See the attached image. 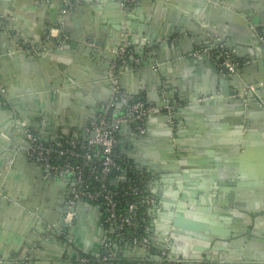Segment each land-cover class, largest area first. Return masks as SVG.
I'll return each instance as SVG.
<instances>
[{
    "label": "crops",
    "instance_id": "obj_1",
    "mask_svg": "<svg viewBox=\"0 0 264 264\" xmlns=\"http://www.w3.org/2000/svg\"><path fill=\"white\" fill-rule=\"evenodd\" d=\"M114 4L115 0H0V264H78V253L96 255L109 245L111 254L125 260L149 255L130 241H116L112 228L85 200L77 202L71 221L65 219L68 227L53 235L49 223L59 221L57 211L63 209L72 180L47 175L42 165L30 160L25 131L16 128L39 130L45 142L83 135L100 117L116 121L125 116L128 99L141 105L144 92L176 111L179 125L173 139L188 167L172 170L177 159L171 155L174 147L161 135L166 128L160 117L148 120L151 133L145 136L131 121L129 126L121 123L119 152L150 177L153 203L142 214V234L154 246L166 247L180 264H264V67L260 70L257 61L241 58L251 56L256 47L252 37L238 31L247 29V19L256 22L255 30L264 31V0H138L125 22L142 26L148 36L184 27V55L216 40L207 31L225 34L222 41L233 45L232 60L233 53L240 54L233 61L245 62L248 72L226 83L212 77L206 65L184 67L174 62L178 36L170 34L169 64L162 63L160 72L130 70L124 91L112 89V78H106L112 54L118 60ZM55 39L57 46L44 48ZM126 51L134 54L133 49ZM243 79L260 82L261 94L257 105H245L241 115L236 99L240 94L234 89ZM158 90L161 97L155 95ZM101 108L110 110L112 117ZM241 122L248 130H240L248 136L247 146L234 129ZM201 193L203 204L197 195ZM227 200L230 211L223 208ZM30 210L42 211L47 220L36 216L35 227L27 230ZM180 217L193 228L176 231L171 220ZM152 260L161 264L155 255Z\"/></svg>",
    "mask_w": 264,
    "mask_h": 264
},
{
    "label": "built area",
    "instance_id": "obj_2",
    "mask_svg": "<svg viewBox=\"0 0 264 264\" xmlns=\"http://www.w3.org/2000/svg\"><path fill=\"white\" fill-rule=\"evenodd\" d=\"M125 1L130 3L133 0ZM198 51L220 57L219 66L227 74L235 72L237 63L232 60V52L223 44L201 47L195 53ZM114 52L118 59L127 53L125 47H119ZM248 88L254 89V85ZM139 107L140 104L134 103L132 109L135 112L129 118L119 116L114 123L100 117L90 123L83 135L73 134L45 142L30 130L24 132L27 141L25 151L30 160L42 165L47 175L70 176L68 209L75 208L80 200L89 202L99 211L101 221L112 228L116 241H130L149 253L144 259L129 261L111 254L109 245L108 249L103 248L96 255L78 253L74 258L78 264H154V255L161 264L181 263L178 258L170 257L166 247L154 246L142 234V214L153 203L148 186L150 177L138 172L118 150L117 131L121 123L131 121L137 132H144ZM73 216L74 211H69L66 218L71 221ZM25 264L30 263L25 261Z\"/></svg>",
    "mask_w": 264,
    "mask_h": 264
},
{
    "label": "water",
    "instance_id": "obj_3",
    "mask_svg": "<svg viewBox=\"0 0 264 264\" xmlns=\"http://www.w3.org/2000/svg\"><path fill=\"white\" fill-rule=\"evenodd\" d=\"M138 0H133V2L131 4H128L125 0H115V4L113 5V14L112 17L114 19V29L116 31H119V37L118 40L115 41V47H125L127 49H133L134 54H126L124 57H122L121 59L116 60L115 59V55H113L112 59H110L109 61V65L106 69L107 74H106V78H112V89H114L115 87H118L121 90H126V86H125V81H126V73L129 72L130 70L132 71L133 74H135L134 72L136 71H140L141 67L142 69L148 70V72H160V68L162 66V63H167L168 62V58H167V54L166 51L167 49V44H168V39L170 38L171 35L173 36H178L177 40L175 41L176 44H178V46H176L177 49V56L174 58V62H176L177 60L179 61L180 64H182L184 67L186 66H190V67H194V66H199L203 69V67H207V70L209 71V73L212 75V77L215 78H222L224 81H226V83H228L230 81V79L233 76L236 75H240L241 73H247L248 72V66H244V63H239L236 65L235 68V72H233L232 74H227V72H224L221 70L220 66H219V62H220V57L218 58H211L208 53L203 52V51H198L196 53H194L193 55H187V54H182L181 52L182 50V46H181V38L183 37V32L182 29H184V27H180L179 30H177L174 33H170L169 32H163V34H161L160 36L158 35V32L156 34H154L153 36H148L143 27L141 26L140 28H136L135 26L131 25L130 23H127L125 21H127L128 17H127V11H130L131 8H133V6H135L134 4L137 3ZM167 9L171 10H175L173 7L171 6H166ZM61 14H65L66 12L63 13V8L61 9ZM64 16V15H63ZM60 24H62V20L61 22H59ZM246 28H240V31L242 34L248 35L250 37L253 38L252 43L255 45V52L252 53L251 56H249L248 58L246 57H241L243 59H246L248 61H257L258 65L260 67V70H263L264 67V31H260V30H255L253 28L254 25H256V22L254 20L251 19H247L246 20ZM206 33L213 35L216 40L214 42H208L207 44L211 45L213 44H223L224 47L226 49H232V44H230L229 42H225L224 40L222 41V37H225V34H219L217 32H215L214 30H209ZM65 33H63L64 35ZM171 34V35H170ZM220 37V38H218ZM145 38V39H144ZM60 43H62V41H60ZM67 43L69 44L70 41L67 40ZM58 40H54L53 42H50L48 44H45L44 48L51 50L54 48V46H57ZM206 45V44H205ZM63 47V45H62ZM175 47V46H174ZM69 48V45H68ZM116 49V48H115ZM63 50V49H62ZM54 52L55 50H53V56H54ZM146 55V60H144V56ZM234 58L238 57V55L236 52L233 53ZM55 57V56H54ZM57 57V55H56ZM57 59V58H56ZM115 59V60H114ZM116 62L113 66L112 69H110V65L112 64V62ZM173 62V63H174ZM168 66V65H167ZM169 68V66H168ZM120 75L119 77H116ZM121 80L120 84H119V80ZM243 84H240V86L235 87L234 90H238L240 96L237 97V104L240 105L241 109L239 110L240 112L238 114L243 113L244 111V107L246 105V108H248L249 104L251 103H258V97L260 96L261 92L258 89V84L260 82H246L245 79H243ZM262 83H264L262 81ZM255 84V85H254ZM254 85V89H249L248 87ZM162 91H155V95L158 97L162 96ZM142 95H144L145 99L143 100L142 104L139 107L138 112L142 115V118L144 120L143 125L145 127V130L142 134L140 135H148L149 133H151V131L149 132L148 130V120L150 121V119L152 117L157 118H161L166 130L163 131L162 137L167 140V142L169 143V145L172 147H174V151L172 150V156L173 158L176 157L177 162L175 161V165H173L175 168H173V171H178L181 172L185 167H188L187 162L184 161V158L180 157V152H179V147L177 145V140L173 139L174 136V131L178 128V119L176 116V111L175 110H171L169 111L167 108V102H162V104L159 101H153L150 100L147 94V92L142 93ZM113 96V93H112ZM50 97H53V93H51ZM139 101L142 100V97L139 96L138 98ZM114 101L112 100V103ZM127 107H125V109L123 110L124 115L129 118L131 113H134L135 110L132 109V105L136 102L135 99L132 97L131 99H128L127 101ZM169 104V102H168ZM242 104V105H241ZM150 108L148 110L147 107ZM101 111H103L109 118L112 117V114H110V110H105L104 108H101ZM262 117L264 118V115H262ZM21 120V118H19V121ZM115 120L113 121H109V123H114ZM124 124L126 126H129L128 122H124ZM121 125V124H120ZM119 125V127H120ZM247 125V124H246ZM16 128L20 129L22 132H24L25 130L29 129L30 130V126L25 125V126H21V125H16ZM235 130H241L242 132H244L245 134L247 133L248 130H246V126L241 122L240 126H237L234 128ZM240 131V132H241ZM240 133V138L243 140V146H247V143L244 142L246 140V138H248V136H244V133ZM37 133V134H36ZM35 134L40 137V131L37 130ZM152 134L156 135V133L152 132ZM5 142V141H4ZM176 148V149H175ZM184 161V162H183ZM54 176V175H52ZM58 176V175H57ZM56 178V175L54 176ZM65 179L70 178L69 175H65L64 176ZM63 179V176H62ZM198 195V199L199 202L201 204H203V200H204V194H197ZM69 197V192H66L65 194V198L63 201V209L62 210H58V214H59V221L58 222H53V223H49L52 225V234L56 235L57 233H59L62 228H67L68 227V223L65 221L66 215L67 213L73 212L75 211V208L72 209H68L66 206L67 203V199ZM79 202V201H78ZM231 201L227 200L224 202L223 204V208H226V210L230 211V206ZM89 205V204H88ZM30 214H28L27 212V218H28V222H27V230L33 229L35 227V224L37 222V220L34 219V217L36 218V216H39V219L41 218V220H47L43 214L42 211L40 210H30ZM198 211V210H197ZM202 211V210H201ZM204 212V211H202ZM35 214V215H34ZM235 214V212H234ZM231 215V214H230ZM184 217H180V218H176L171 220V224H173V226L176 228V231L179 228H185L188 226H185V224H187V222L185 220ZM30 221V222H29ZM29 223V224H28ZM188 228H193V227H188ZM195 229V228H194ZM25 258L26 255L24 254L22 256V258ZM189 264V263H188Z\"/></svg>",
    "mask_w": 264,
    "mask_h": 264
}]
</instances>
